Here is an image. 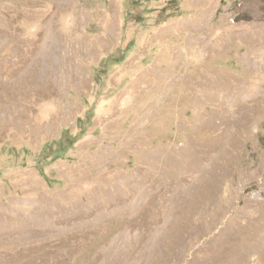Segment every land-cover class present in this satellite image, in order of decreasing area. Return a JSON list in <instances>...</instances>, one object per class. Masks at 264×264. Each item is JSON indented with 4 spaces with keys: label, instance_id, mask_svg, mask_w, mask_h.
Returning <instances> with one entry per match:
<instances>
[{
    "label": "rangeland",
    "instance_id": "374dc122",
    "mask_svg": "<svg viewBox=\"0 0 264 264\" xmlns=\"http://www.w3.org/2000/svg\"><path fill=\"white\" fill-rule=\"evenodd\" d=\"M0 264H264V0H0Z\"/></svg>",
    "mask_w": 264,
    "mask_h": 264
},
{
    "label": "trees",
    "instance_id": "16d2710c",
    "mask_svg": "<svg viewBox=\"0 0 264 264\" xmlns=\"http://www.w3.org/2000/svg\"><path fill=\"white\" fill-rule=\"evenodd\" d=\"M75 138H76V137H74V139L71 141V143L75 140ZM59 141H60V140H59ZM59 141H58V143H59ZM58 148H60V145H58Z\"/></svg>",
    "mask_w": 264,
    "mask_h": 264
}]
</instances>
